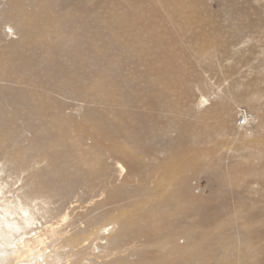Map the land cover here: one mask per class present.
<instances>
[{"label": "bare ground", "instance_id": "6f19581e", "mask_svg": "<svg viewBox=\"0 0 264 264\" xmlns=\"http://www.w3.org/2000/svg\"><path fill=\"white\" fill-rule=\"evenodd\" d=\"M110 1L95 11L70 0L0 3V264H251V226L229 228L240 224L237 213L195 228L206 207L189 180L217 159L180 152L147 163L171 147L165 138L246 131L220 96L197 97L188 86L216 45L199 18L205 7ZM57 95L81 111L65 113ZM255 133L243 135L242 151L264 140ZM79 185L82 196H69Z\"/></svg>", "mask_w": 264, "mask_h": 264}, {"label": "rangeland", "instance_id": "374dc122", "mask_svg": "<svg viewBox=\"0 0 264 264\" xmlns=\"http://www.w3.org/2000/svg\"><path fill=\"white\" fill-rule=\"evenodd\" d=\"M5 1L10 0H0V3ZM76 1L70 0L72 5L80 4L88 9L91 8L90 11L101 9L99 5L104 4V8H109L112 4L110 0H104L102 4H98V1L81 0V3H79L80 0ZM198 1L205 7V12H199V18L201 17L204 22L207 20L205 22L208 25L207 30L210 35L216 36V45L206 59L195 63V70L192 69L190 73L191 79L188 86L196 92L197 97L220 96V102L227 113L229 110L232 111L233 124L234 112L235 115L237 114L236 120L241 112H248L253 115L252 122L247 124L246 131L215 129L211 131L213 133L207 132L199 136L200 138H195V141L185 139L182 144L175 139L170 141L165 138L162 144L171 146L167 148L168 152L156 154V158L150 157L147 163L161 165L166 158L165 163L169 160L170 155H180V152L188 154L187 158L191 156L190 159L201 158V161L217 159L220 162L217 168L189 180L193 187L192 192L202 197L206 207L199 221L195 223V228L198 231H208L213 221L218 223L223 221L225 212L229 215L237 213L241 217L240 224L234 222L229 228L234 225L238 230L240 225L251 226V241L254 243L252 249L256 248V255L251 264H264V178L255 180L248 178L255 171L264 173V140L244 151L240 149L248 142L252 133H260L264 137V0ZM63 9L64 7L60 6L57 11L61 12ZM183 16L185 17V14ZM181 21L185 23V18ZM4 29L8 39L16 38L15 35H11L7 27ZM193 30L196 29L193 28ZM56 100L64 106L63 109L67 114L77 115L81 111L82 104L71 96L57 95ZM183 122L187 129H192L195 120L193 117H186ZM245 133L250 137L243 136ZM174 135L172 133V136ZM212 136H216L217 139ZM19 141L25 143L21 139ZM12 142H8L6 146L8 145L7 148L13 155L20 149V144L15 139ZM192 148L197 151L194 152ZM197 152H200L199 155H196ZM217 153L218 157L214 156ZM256 156H261L258 165L252 163ZM220 157L221 160L218 159ZM73 194L75 198L81 197L82 186L79 185L73 189L69 196Z\"/></svg>", "mask_w": 264, "mask_h": 264}, {"label": "built area", "instance_id": "2783aa9c", "mask_svg": "<svg viewBox=\"0 0 264 264\" xmlns=\"http://www.w3.org/2000/svg\"><path fill=\"white\" fill-rule=\"evenodd\" d=\"M238 119L247 123L252 122V116L248 112H241L238 116Z\"/></svg>", "mask_w": 264, "mask_h": 264}]
</instances>
